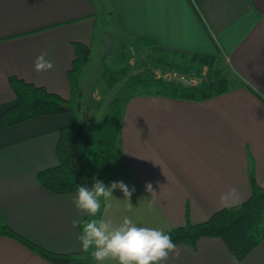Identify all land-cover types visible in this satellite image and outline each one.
Wrapping results in <instances>:
<instances>
[{"label": "crops", "instance_id": "obj_1", "mask_svg": "<svg viewBox=\"0 0 264 264\" xmlns=\"http://www.w3.org/2000/svg\"><path fill=\"white\" fill-rule=\"evenodd\" d=\"M98 10L114 15L120 40L150 37L169 49L218 54L231 78L227 89L202 99L151 91L124 100L112 157L118 166L103 182L135 190L129 200L119 189L101 198L98 219L119 224L129 217L164 231L245 199L250 176L264 185V0H0V112L15 97L10 74L69 97L73 41L91 51ZM101 40L115 38L105 33ZM41 53L51 70H34ZM74 121L64 110L0 125V224L52 251L82 256L80 227H71L75 191L50 190L36 176L57 163L58 128ZM232 188L239 199L222 203ZM175 244L180 254L163 264H264V236L241 258L216 235ZM0 264L85 263L48 260L0 234Z\"/></svg>", "mask_w": 264, "mask_h": 264}, {"label": "trees", "instance_id": "obj_2", "mask_svg": "<svg viewBox=\"0 0 264 264\" xmlns=\"http://www.w3.org/2000/svg\"><path fill=\"white\" fill-rule=\"evenodd\" d=\"M132 42L144 44L146 55L138 68L126 71L128 64L114 69L103 67L101 77L106 86L113 87L123 78L122 95L109 98L100 118L85 119L62 124L58 128L55 143L57 163L40 168L38 180L56 192L75 191L78 185L91 188L93 177L105 181L111 174V159L119 134L123 102L130 95L156 92L170 96L202 99L224 91L231 84L229 72L222 57L214 53L173 50L158 45L150 37H139ZM126 41L121 40V53ZM74 56L66 73L70 83V95L64 98L43 85L34 84L10 74L8 81L14 90V100L0 112V125H8L33 115L57 113L72 109L81 94L79 75L90 53L88 44L73 41ZM172 74L195 77L192 83H184ZM192 75V76H191ZM68 104L65 108L62 105ZM250 193L238 202L224 205L212 211L207 218L192 222L188 218L179 225L164 230L172 241L194 245L202 235L219 236L235 257L241 258L264 236V185L250 176ZM99 213L97 214L98 218ZM87 218V217H86ZM0 234L12 236L38 252L48 260L59 263L94 264L91 249L79 256L75 252H59L30 241L5 223L0 224Z\"/></svg>", "mask_w": 264, "mask_h": 264}, {"label": "clouds", "instance_id": "obj_3", "mask_svg": "<svg viewBox=\"0 0 264 264\" xmlns=\"http://www.w3.org/2000/svg\"><path fill=\"white\" fill-rule=\"evenodd\" d=\"M47 53L38 55L33 64L36 72H44L53 68L51 59H46ZM119 189L128 200L134 188H129L122 181H113L109 185L93 177L91 188L78 185L72 196V204L77 217L71 221L73 229L80 227L77 240L85 252L90 249L91 256L97 264H163L169 254L178 256L179 249L170 235L155 227L138 226L131 218L125 217L119 224L110 220L96 218L101 209V198H109L113 190ZM145 190L154 194L150 183H146ZM222 203L238 200L235 188L221 196ZM91 217L81 227L80 218Z\"/></svg>", "mask_w": 264, "mask_h": 264}, {"label": "rangeland", "instance_id": "obj_4", "mask_svg": "<svg viewBox=\"0 0 264 264\" xmlns=\"http://www.w3.org/2000/svg\"><path fill=\"white\" fill-rule=\"evenodd\" d=\"M117 29L115 17L109 10L105 12H101V10L97 11L96 22L93 27L94 34L92 37L91 51L79 75L81 94L79 95L78 102L73 101L71 103L72 116L75 121L81 119L92 121L100 118L109 98L122 95L120 87L124 84L123 78L118 80L111 88L106 86L104 78L100 75L103 67L112 70L127 63L128 67L126 71H132L139 67L140 61L143 60L146 55L145 45H135L126 40L123 50L120 53L118 51V44L122 40L119 39L122 35ZM105 33L113 34L115 41L113 42L112 40V43L104 45L101 42V36ZM104 48L105 50H103ZM224 69L228 68L225 67ZM182 76L187 79H192L193 81L196 80L194 76L188 77L185 74ZM95 94L98 96L96 97ZM117 166L118 160L117 157H114L111 159L110 172L115 171ZM89 219H91V217H87L83 221V224ZM91 259L94 264H97L92 256Z\"/></svg>", "mask_w": 264, "mask_h": 264}, {"label": "water", "instance_id": "obj_5", "mask_svg": "<svg viewBox=\"0 0 264 264\" xmlns=\"http://www.w3.org/2000/svg\"><path fill=\"white\" fill-rule=\"evenodd\" d=\"M172 77L179 80V81H182L184 83H192L193 82L192 79H187L186 77L178 75V74H172ZM62 106L65 108L69 107L68 104H63Z\"/></svg>", "mask_w": 264, "mask_h": 264}]
</instances>
